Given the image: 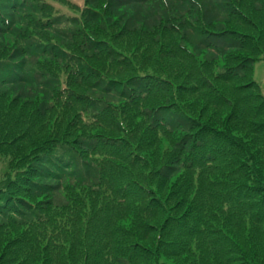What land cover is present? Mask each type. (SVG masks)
Instances as JSON below:
<instances>
[{"label":"trees","instance_id":"16d2710c","mask_svg":"<svg viewBox=\"0 0 264 264\" xmlns=\"http://www.w3.org/2000/svg\"><path fill=\"white\" fill-rule=\"evenodd\" d=\"M136 1L114 26L0 0V242L31 238L13 264H264V0Z\"/></svg>","mask_w":264,"mask_h":264},{"label":"rangeland","instance_id":"374dc122","mask_svg":"<svg viewBox=\"0 0 264 264\" xmlns=\"http://www.w3.org/2000/svg\"><path fill=\"white\" fill-rule=\"evenodd\" d=\"M45 1L51 5L53 12L57 11L58 14L64 15L66 17L75 18L78 20L82 19L84 21H86L87 17L89 16L88 10H89V13L91 14L94 10H97V9L101 11H106L108 14V10H109L110 13L112 14L110 24H113L114 26L125 24L126 20L134 16L135 10L134 9L129 10V9L133 7V4L137 3L136 0H45ZM138 1H142V0H138ZM144 1H148V0H144ZM157 1L162 3L164 0H157ZM230 1L233 2L236 6H239V5L243 6V9L246 11H249V10L253 11L254 9H259L255 5L256 2H254L253 0H230ZM240 1L243 2V5ZM220 2H224V1L220 0ZM147 3L150 4L149 2ZM260 6L263 8V12L258 14V16L260 18L259 20L264 22V6L262 5ZM157 7H159V5ZM115 15H117V17H114ZM260 21L258 22L260 23ZM88 23L94 26V22H91L89 20ZM135 24L136 23L134 21L133 26ZM68 28H69L68 26H59L58 30L62 32L63 34H65L66 36H68ZM241 28L246 33H254V30L257 29V27L251 28L248 30H245V28L243 27ZM99 29L105 32V29L102 26L99 27ZM223 29H226V27H223ZM120 30H121L120 28L113 29L111 31V34L117 35V33L120 32ZM160 45L152 44V46H150L149 49H147L144 44H142L141 46H137L135 44L134 46H137V49H134V46H132L124 50V53L128 57L135 58L136 60L137 59L142 60L144 57H146L144 55L146 51L149 50L150 52L156 53L160 49ZM185 46H188V45H185ZM63 53L67 55L68 58L66 59L65 64L58 62V66L56 68L59 70V72H69V70L72 68V67L70 68V66H72L71 61L75 57L70 54L65 53V51H63ZM229 54L234 55L235 52L230 51ZM216 61H217L218 66L221 69L223 67L224 60L217 58ZM254 79L259 84L261 91L264 94V56H262L261 61L257 62L254 66ZM161 147H163L166 150V147L164 145L163 146L161 145ZM5 171H6V164L4 161L0 160V182L2 181V177ZM17 238L18 237L16 236H10L7 239L6 243L3 244L0 242V264L16 263L18 258L12 259V256L14 255V253L22 258L24 256L23 254L24 251H25V256H29L31 254L30 250L33 249V247L28 244V241L29 239L31 240V238H26L25 243L20 241V239L15 241V239ZM20 248H21V251H20ZM33 258L35 259V261H37L38 259V257H33ZM35 261L26 260L25 264H32ZM35 263L40 264L37 262Z\"/></svg>","mask_w":264,"mask_h":264}]
</instances>
